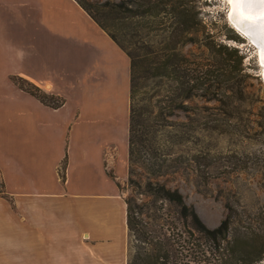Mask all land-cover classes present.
I'll list each match as a JSON object with an SVG mask.
<instances>
[{"label":"rangeland","instance_id":"1","mask_svg":"<svg viewBox=\"0 0 264 264\" xmlns=\"http://www.w3.org/2000/svg\"><path fill=\"white\" fill-rule=\"evenodd\" d=\"M178 2L168 9L176 4L198 13L190 31L175 32L174 15L164 12L109 23V31L137 63L132 94L135 157L119 187L140 229L184 232L191 240L189 255L204 253L209 264H222L229 256L228 241L264 244V66L259 46L231 26L225 0ZM226 46L238 52H228ZM27 71L44 76L36 58ZM21 80L30 82L18 74L9 77L13 88L23 90ZM2 93L13 90L3 83ZM158 186L179 191L211 229L228 219L221 248L197 230L192 218H184L175 203L151 192ZM10 203L15 209L14 201ZM89 242L97 251L93 264H128L139 250L128 225L113 239ZM253 264H264V254Z\"/></svg>","mask_w":264,"mask_h":264},{"label":"crops","instance_id":"2","mask_svg":"<svg viewBox=\"0 0 264 264\" xmlns=\"http://www.w3.org/2000/svg\"><path fill=\"white\" fill-rule=\"evenodd\" d=\"M35 58L44 76L27 71ZM131 78L130 55L77 0H0V264H93L89 240L126 229Z\"/></svg>","mask_w":264,"mask_h":264},{"label":"trees","instance_id":"3","mask_svg":"<svg viewBox=\"0 0 264 264\" xmlns=\"http://www.w3.org/2000/svg\"><path fill=\"white\" fill-rule=\"evenodd\" d=\"M77 1L91 15V17L113 37L116 42L117 40L115 36L111 33V31H109V23L114 18L120 20L131 19L133 21L135 19L156 17L161 12H164L166 14H172V16L174 15L177 23V31L175 32L178 33L190 31L195 21L198 19L197 11L191 13L190 9L185 6L180 8L175 4L171 9H168L167 5L171 4V2H174L175 0H159V2L154 4L152 3L153 0H121L119 2L107 0L100 3H93L85 0ZM178 1V3H180L181 0ZM179 5L181 6V4ZM182 42H186V40H182ZM225 48L228 52H238L237 48H231V50L227 46ZM130 57L132 61V98L134 74L137 63L132 55ZM168 65L169 63H165L166 68ZM20 85L45 104H49L53 107H59L65 101L63 97L48 94L31 82L21 80ZM133 116L131 108L129 156L131 162L134 161L135 141L137 140L136 128L134 127L135 119ZM61 176L65 179L64 167L61 172ZM151 192L169 200L172 203H175L180 208V213L184 218H192L199 228L197 230L205 237L211 238L216 249L221 248V243L226 240L225 238L230 228V222L228 219L223 220L218 227L211 229L201 221L196 211L185 203L184 198L179 191L167 189L164 186H158L157 188H151ZM135 214L136 213L133 212L131 204L128 203L127 225L137 242V248L139 247V250L128 264H192V260L195 261L194 264H209L207 262V256L204 253L198 254L195 257H193V255H189L188 250L191 240L183 234L184 232L174 230H171L173 232H165L164 229H140L138 227ZM227 245L226 249L230 250L229 256L227 259L223 260L222 264H238V261H242L243 264H253L264 254V244H259L252 240L232 243L228 241ZM212 264L218 263L215 261V263Z\"/></svg>","mask_w":264,"mask_h":264},{"label":"snow or ice","instance_id":"4","mask_svg":"<svg viewBox=\"0 0 264 264\" xmlns=\"http://www.w3.org/2000/svg\"><path fill=\"white\" fill-rule=\"evenodd\" d=\"M231 6L230 16L239 22H259L261 39L264 40V0H226ZM256 5L261 6L259 12L253 13ZM261 64L264 65V45L260 52Z\"/></svg>","mask_w":264,"mask_h":264},{"label":"bare ground","instance_id":"5","mask_svg":"<svg viewBox=\"0 0 264 264\" xmlns=\"http://www.w3.org/2000/svg\"><path fill=\"white\" fill-rule=\"evenodd\" d=\"M226 1V0H225ZM230 9H231V6H230ZM261 10V6L260 5H256L254 8H253V13H256V12H259ZM229 14V20L231 21L232 25L238 29V27L234 24V22L232 21V19L235 21V22H239L237 19H234L232 18ZM245 26H247L249 28V32L250 34L254 35L255 37V40H261V34H260V25H259V22H256V23H252V22H244ZM238 32V31H237ZM239 33V32H238ZM242 37H244L242 35ZM247 40H250L251 42H255V44H257L259 46V50H261V41L256 42L252 39L251 36L247 37ZM261 60V59H260ZM264 66V65H263ZM263 71H264V68H263Z\"/></svg>","mask_w":264,"mask_h":264},{"label":"water","instance_id":"6","mask_svg":"<svg viewBox=\"0 0 264 264\" xmlns=\"http://www.w3.org/2000/svg\"><path fill=\"white\" fill-rule=\"evenodd\" d=\"M230 12H231V9L229 10V13H228V18H229V14H230ZM232 19V18H231ZM229 20V19H228ZM232 21L234 22V24L238 27V29L237 28H235L234 26H232V24H231V26L236 30V31H238L239 32V34L242 36H244L243 38L244 39H247V37H249V36H251L252 37V39L254 40V41H256V42H258L259 43V41H261V40H255V37H254V35L252 34H250V32H249V28L247 27V26H245V24L244 23H241V22H235L233 19H232ZM261 50H262V45H264V40H262L261 42ZM261 50H260V52H261ZM260 65H261V61H260ZM261 67H262V65H261ZM262 76H263V80H264V74H262Z\"/></svg>","mask_w":264,"mask_h":264},{"label":"built area","instance_id":"7","mask_svg":"<svg viewBox=\"0 0 264 264\" xmlns=\"http://www.w3.org/2000/svg\"><path fill=\"white\" fill-rule=\"evenodd\" d=\"M249 42V41H248Z\"/></svg>","mask_w":264,"mask_h":264}]
</instances>
